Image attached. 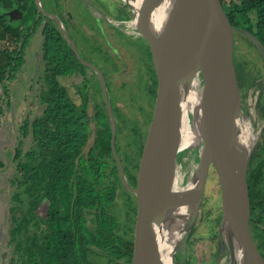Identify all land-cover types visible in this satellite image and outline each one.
Returning <instances> with one entry per match:
<instances>
[{
	"label": "water",
	"instance_id": "1",
	"mask_svg": "<svg viewBox=\"0 0 264 264\" xmlns=\"http://www.w3.org/2000/svg\"><path fill=\"white\" fill-rule=\"evenodd\" d=\"M122 1L149 46L156 77L135 184L130 189L134 207L128 264H179L181 241L197 219L210 173L219 190V229L229 264H264L250 222L251 144L240 140L250 127L235 62L234 29L224 0H171L159 32L152 26V17L162 0H139L137 8V0ZM34 2L45 14L39 0ZM6 15L18 21L23 14L14 9ZM190 90L196 99L186 121L196 130L200 151L189 182L177 189V161L184 149L182 99ZM6 214L0 202V240ZM162 237L172 247L170 252L161 248Z\"/></svg>",
	"mask_w": 264,
	"mask_h": 264
},
{
	"label": "flooded vegetation",
	"instance_id": "2",
	"mask_svg": "<svg viewBox=\"0 0 264 264\" xmlns=\"http://www.w3.org/2000/svg\"><path fill=\"white\" fill-rule=\"evenodd\" d=\"M46 1L39 0L40 8L45 14L39 12L36 6V18L39 20L38 25L31 32L29 40L21 54L22 64L14 75L15 77L25 63L26 51L33 35L39 27H41L42 33L43 27L48 25L52 30V35L48 40L50 45H48V50H46V60L44 59V37L41 44L45 66L41 76L42 87L38 93L39 103L45 106L39 116L31 121L24 120L22 122L19 127L17 142L13 149L8 151V156L11 157L12 163L15 166L14 175L10 181L15 190L10 196L9 208H6L5 224L7 223V230L5 231L4 228V236L0 240V264H21V255L19 254L20 251L18 252L17 250L18 244L16 243L17 240H21L23 231L17 229V222L30 209L33 221L27 235L35 236L37 243L46 239L47 236L45 234L50 230V224H53L51 220L56 219V221L62 222L63 227L70 231L71 236L76 241H79L81 251L84 252V255H87L91 264H99L101 260L107 264H128V259L132 252L134 207V195L130 189L133 188L135 183H132V175H128V166L124 164L121 156L118 154L117 128L120 122L117 111L119 108L115 105L116 100L112 91L118 89L116 88L117 86L125 85L131 87L134 81L138 82V74H141L140 84L138 89H136L139 92V96L126 94V99L130 102L131 109L134 108L135 110V120L131 121V124L135 125L138 130L140 129L139 134L142 136L144 129H147L150 117L149 111L150 107L152 108L156 86L153 64L152 66L148 64L146 67L144 65L146 59L148 63H150V60L152 62L150 49L148 44L138 35L139 33L133 31L135 27L132 20L127 21L124 19L125 14L122 12V6H120L121 4L118 5L117 0L113 2L117 5L116 14L113 17L105 16L104 18L95 14V12L99 14L104 13L99 9L94 0H65L66 6H70L71 15L64 12L62 17L52 6L50 9H46L49 6L46 4ZM100 1V3H105L104 0ZM51 3L53 2L51 1ZM21 6L24 7V4L22 3ZM18 10L21 11L20 9ZM133 37H136V39ZM118 40H121L120 42H124L127 46H131L132 50H137L136 61L140 60V67L135 77H126L131 74L129 63L124 59V57L129 55V51L126 50L124 52L126 54L124 57H119L114 48V44H117ZM85 42L89 45L86 46ZM59 43L60 49L57 46ZM256 46L255 54L258 55V58L261 57L262 59L264 48L259 45ZM59 52H61V55H59ZM243 54L241 53L242 56ZM93 55L96 59L91 58ZM101 67L112 68L115 71L110 73L108 70L109 72L107 73V70L104 71ZM144 72L146 73L144 74ZM76 75L81 80L72 84V86L75 87L74 94H76L79 103L75 102L66 86L62 84L64 80L70 77L73 78ZM254 81L255 84H259L261 87L264 86V78L256 77ZM244 90V87L240 88L243 102ZM130 93L132 94L131 91ZM9 94L10 90L8 91L7 89L6 94L2 97L4 103L0 115V127L7 111L6 107L10 103ZM258 98H256L252 109L259 116L257 110ZM57 99L64 100L76 107L85 105L88 119L87 138L79 146L78 153L73 161L72 170L62 179L60 186L57 188L56 186L49 185L50 193L48 195V190H46V195H44V187L40 188V185L35 183L33 184L32 197H28L25 192V185L21 184L22 181L20 179L22 174L20 165L26 162L23 159V154L35 146V143L40 138L38 133H36L37 127H35V121L42 118L46 108L50 104L53 105ZM90 103H92V114H89ZM47 128L50 131L54 130L52 123H48ZM40 133L42 132L40 131ZM139 134L137 132V136H134V138L129 135H126V137L131 139V141L136 139L138 146L140 140ZM90 140L92 141L91 145L87 147ZM24 141H28L30 145L23 151ZM193 146L197 147L195 144L184 148L180 152L177 166L182 155ZM135 148L134 151H136ZM134 151H131L132 154ZM18 153H21V159L16 158V154ZM36 154H39L38 149L35 150V156H37ZM134 154L133 157L136 156V153ZM115 155L123 169L126 186L120 174ZM39 159V157L35 159L36 165H38ZM133 167L134 165L132 164L131 168ZM3 169L5 170V165L0 161V172ZM117 178L122 190L121 195L124 197L122 208L125 211L122 212V224L119 223L123 234L122 231L119 234L118 226H115V219H111L106 212H102L108 205L107 198H113L112 201H115L116 194L113 188L116 186H112V182L113 179L116 180ZM38 180L37 178L35 182H38ZM29 201L35 203L32 208L29 205ZM44 203L46 205H43ZM193 229L192 227L181 241L182 254L179 253V264L180 260H182V264H187L186 260L188 256L192 257L195 261L194 255L191 253L193 245L196 243ZM103 230L107 232L104 233ZM116 231L117 233L115 234ZM102 233H104V237L101 239ZM218 246L222 248V252L217 255ZM105 251H108L110 258L107 256V253H104ZM226 251L223 247V241L217 243L212 263L217 264L219 261H222L221 259H223ZM227 257V263H229L230 257L228 252Z\"/></svg>",
	"mask_w": 264,
	"mask_h": 264
},
{
	"label": "trees",
	"instance_id": "3",
	"mask_svg": "<svg viewBox=\"0 0 264 264\" xmlns=\"http://www.w3.org/2000/svg\"><path fill=\"white\" fill-rule=\"evenodd\" d=\"M22 3L24 7L21 6ZM13 9L22 11V19L9 20L6 13ZM226 9L234 29V43H236L237 32L244 37L243 39L264 48V0H230V5H226ZM38 21L33 0H0V88L2 90L0 92V115L4 103L2 97L7 92L4 81L13 79L18 67L22 64L21 54L31 32L37 27ZM51 35V28L48 25L43 27L45 60ZM8 44H14L15 47L11 49L5 46ZM57 46L60 49V43ZM235 62L239 71L240 88H246L244 79L246 74L243 73L241 63L238 60ZM246 79H249V76H246ZM250 87L259 89L257 110L259 117L264 119V86L261 87L254 81ZM87 121L85 105L76 107L60 99H57L53 105L50 104L43 117L35 121L36 133L40 138L35 146L23 154L26 162L20 165L21 184L25 185L28 197H32L35 183L40 185V188L44 187V195H46V190L49 195V185L57 188L60 186L62 179L72 170L79 146L87 138ZM48 123H52L53 131L47 128ZM197 147L199 148V145ZM36 149L39 150L37 156H35ZM20 154H16L17 159H21ZM38 157L40 159L36 165L35 159ZM37 178L39 180L35 182ZM247 184L251 225L264 229V128L260 139L251 147ZM34 204L33 201H29L31 208ZM219 220L220 214L213 222L217 223ZM32 221L30 209L17 222V229L23 231L21 240H17L16 243L21 255V264H91L87 255L81 251L79 241L71 236L70 231L63 227L62 222L56 219L51 220L53 224H50V230L45 234L46 239L37 243L35 236L27 235ZM252 229L254 230L253 226ZM261 250L264 253L262 248ZM221 252L222 248L218 246L217 255Z\"/></svg>",
	"mask_w": 264,
	"mask_h": 264
},
{
	"label": "rangeland",
	"instance_id": "4",
	"mask_svg": "<svg viewBox=\"0 0 264 264\" xmlns=\"http://www.w3.org/2000/svg\"><path fill=\"white\" fill-rule=\"evenodd\" d=\"M51 1L53 3H51ZM94 1L97 3L99 9L104 13V14H99L95 12L97 16L104 18L105 16L113 17L116 14L117 5L113 3L116 0H104L105 3L103 2L100 3L101 2L100 0H94ZM224 2L226 5L228 4L230 5V0H224ZM117 3L118 5L121 4L120 6H122V12L125 14L124 19H126L127 21L132 20V13L130 8L127 6V4L124 3L122 0H117ZM46 4L49 5L48 7H46V9H50L52 6L54 10L57 11L59 15H61V17L63 16L64 12L71 15L70 6H66L65 0L64 1L47 0ZM133 31H136L138 33L136 29H133ZM133 38L136 39V37ZM243 38L244 37L241 34H238L236 32L235 60H238V62L241 63L244 73L247 75V77L249 76V79H246V76L244 78L246 88H244L245 90L243 93L244 94L243 107H244L245 118L250 127V131L252 135V143H251V147H252V145L255 144V142L258 141V139H260L262 127L264 124V119L259 117L256 111L252 109L256 98H258L259 91L257 89H254L253 87L251 88L250 86L253 84L255 77L264 78V56L262 59L261 57L258 58V55L255 54L257 46L252 44L250 41L243 40ZM42 41H43V36L41 33V27H39L37 32L31 38L30 44L26 51L24 65L19 70L17 75L13 77L12 81H7V80L4 81L6 88L8 89V91L10 90V94H9L10 103L9 106L6 107L7 111L2 121V125L0 127V141H1L0 161L3 162L5 165V170L3 169L0 172V202H2L5 205V209L9 208L10 196L15 190V188L10 183L14 175L15 166L12 163L11 157L8 156V151L12 150L17 142V139L19 137V127L21 126L22 122L24 120L31 121L35 117L39 116L42 113L45 106V105L42 106L38 101V93L40 91V88L42 87L41 76L45 66V61L43 60L42 49H41ZM120 41L121 40H118V42H116L117 44H114L115 52L119 57H124L126 55L124 54V52L126 50L129 51V55L127 57H124V59L127 61V63H129V67L131 69L130 75L132 76L128 75L126 77H130V78L135 77L137 76L140 67V60L138 62L136 61L137 50H132L131 46L129 45L127 46L124 42L121 43ZM85 43L86 46L89 45L87 42ZM5 46H9L11 49L15 47L14 44H8ZM241 53L243 54V56L241 55ZM91 58L96 59L94 55ZM148 64L152 66L151 60L150 63H148L146 59L144 62L145 67L148 66ZM101 68L104 71L107 70L106 71L107 73L109 71L110 73H113L115 71L112 68H106V67H101ZM145 73L146 72H144V74ZM140 77L141 74H138V82L134 81L131 87L129 86L127 87L125 85L120 87L117 86L116 88L118 89L112 91L114 94V99L116 100V101L114 100L116 103L115 105L119 108V110L117 111L118 120L120 122V125H118L117 128V143H118L117 150L124 164L128 166V175H132L131 181L133 184L135 183V179H136L138 159H139L141 146L144 141L146 128L142 132V136H141L139 134L140 129L138 130V128H136L135 125L131 124V121L135 120L134 117L135 110L134 108L131 109L130 102L126 99L127 97L126 94L136 97L139 96V92L136 89H138V86L140 84ZM80 80L81 78L76 75L73 76V78L70 77L62 82V84L66 86L71 97L75 100L76 103H79V101L76 98L77 97L76 94H74L75 87H73L72 84H75ZM1 91L2 90L0 88V92ZM130 91L132 92V94L130 93ZM21 94H23V96H21ZM26 96L27 98H25ZM151 109L152 108L150 107V111H149L150 113H151ZM89 114H92V103L89 104ZM137 132L140 137L138 146L136 139H133L131 141V139L126 137V135H129V136H133L134 138V136H137ZM91 142L92 141L90 140L87 147L91 145ZM29 145L30 144L28 141H24L23 151L26 150L29 147ZM134 148L136 151H134ZM132 150L134 151L133 154L131 152ZM198 151L199 148L193 146L192 148L188 149V151L184 153L180 158L177 167V183H176L177 189L184 188L186 184L189 182L194 172L196 163L198 161L197 160ZM134 153H136L135 157H133L135 155ZM132 164L134 165L133 168H131ZM114 180L115 179H113L112 186H116L115 188H113L116 194L115 201L114 202L112 201L113 198L112 199L107 198L108 205L104 208V210H102V212H106L111 219L112 218L115 219L116 221L115 226H118L119 234H121L120 231L122 230H121V226H119V223L122 224V219H123L122 212L125 211V209L122 208L124 204V200H123L124 197H122L121 195L122 190L120 189L118 178L115 181ZM43 205H46V203H44ZM219 214H220L219 190L213 175L210 173L205 187L204 199L199 210L198 218L192 226L194 228L193 236L194 239L196 240L195 241L196 243L195 245H193L191 253L194 255L196 262L193 260L192 257L188 256L186 260L187 264H213L212 257L215 251L216 244L220 243V241H223V237L220 234L219 221L217 223L213 222V220L216 217H218ZM252 226L254 228L253 232L257 240V243L264 250V229L262 227L257 228L255 225ZM6 230H7V223L5 224V231ZM189 231L187 233H189ZM104 233L101 234V239L104 237ZM116 233L117 231L115 232V234ZM218 234L219 236H217ZM104 253H107V256L109 255L108 251H105ZM178 253L182 254L181 244ZM108 257L110 258V256ZM221 260L222 261H219L217 264H229L227 263L228 262L227 251L225 252L223 259ZM99 264H107V263L101 260V263ZM180 264H182V260H180Z\"/></svg>",
	"mask_w": 264,
	"mask_h": 264
},
{
	"label": "bare ground",
	"instance_id": "5",
	"mask_svg": "<svg viewBox=\"0 0 264 264\" xmlns=\"http://www.w3.org/2000/svg\"><path fill=\"white\" fill-rule=\"evenodd\" d=\"M138 1L134 2L135 8L138 6ZM171 0H162L159 7L154 11L153 17H152V26L155 29L156 32H159L162 24L165 20L167 11L169 9ZM196 99V93L193 90H190L187 92V94L183 97L182 101V108H183V114L185 116L184 122L182 124V147L187 148L192 145H195L198 142L197 133L194 127L190 126L188 121H186V116L188 117V114H190L193 111V107L195 104ZM243 138V140H242ZM242 138L240 139L241 142L245 141V143H252V135L251 131L244 130L242 133ZM165 237L161 238V248L165 252H170L172 247L169 246L167 243H165Z\"/></svg>",
	"mask_w": 264,
	"mask_h": 264
}]
</instances>
